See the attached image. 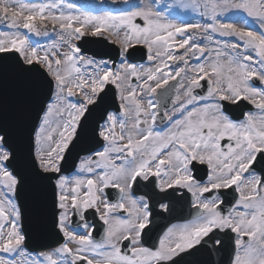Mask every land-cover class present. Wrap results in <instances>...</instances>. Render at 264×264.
<instances>
[{"label":"snow or ice","instance_id":"snow-or-ice-1","mask_svg":"<svg viewBox=\"0 0 264 264\" xmlns=\"http://www.w3.org/2000/svg\"><path fill=\"white\" fill-rule=\"evenodd\" d=\"M111 4L0 0V264H264V0Z\"/></svg>","mask_w":264,"mask_h":264},{"label":"water","instance_id":"water-1","mask_svg":"<svg viewBox=\"0 0 264 264\" xmlns=\"http://www.w3.org/2000/svg\"><path fill=\"white\" fill-rule=\"evenodd\" d=\"M138 23L140 21H137ZM115 47L114 45H109L106 41H104L102 38H91L87 44V48L89 49V51L87 52V54H91V55H97L98 58L100 56H104L105 58H107V56L105 54H113L115 53ZM139 51L143 54V50L139 49ZM144 59L141 57H137V60L135 62L138 61H143ZM5 102L9 105L12 106L15 102L14 100V95H13V91H12V86L11 83H9V85L7 86V90L5 93ZM52 241L50 239L44 238V239H40V240H33L31 242V248L33 249H40V250H44L41 245H45V244H50Z\"/></svg>","mask_w":264,"mask_h":264},{"label":"rangeland","instance_id":"rangeland-1","mask_svg":"<svg viewBox=\"0 0 264 264\" xmlns=\"http://www.w3.org/2000/svg\"><path fill=\"white\" fill-rule=\"evenodd\" d=\"M67 2L76 3L80 7H82L85 11H92V12L110 10L116 6H119V5H112L111 0H67ZM86 6H88L89 9H86ZM173 7L174 6L171 5L170 13L173 12ZM166 8H169V7H165V9ZM180 14H183V13H180ZM170 18L177 21V22L182 21L181 19L173 17V14H170ZM55 38H56V36L54 33H50L48 36H41V37L33 36V37H31V39L33 41L39 42L41 45H47L51 40H53Z\"/></svg>","mask_w":264,"mask_h":264},{"label":"flooded vegetation","instance_id":"flooded-vegetation-1","mask_svg":"<svg viewBox=\"0 0 264 264\" xmlns=\"http://www.w3.org/2000/svg\"><path fill=\"white\" fill-rule=\"evenodd\" d=\"M172 5L174 6V12H176V8H180V10L186 9V16L185 19H183L184 21H193L198 19V16L196 14V12L193 10V8L188 7V8H181L180 5L181 4H187V5H191L193 3L192 0H170ZM173 12V13H174ZM175 18H179L178 16L174 15ZM177 216H184L187 215V205H179L177 208V212H176ZM99 238V237H97Z\"/></svg>","mask_w":264,"mask_h":264}]
</instances>
